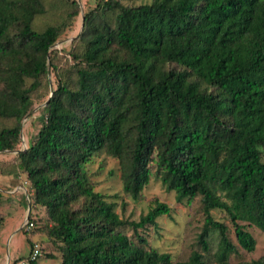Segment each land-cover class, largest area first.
Segmentation results:
<instances>
[{"label": "trees", "instance_id": "1", "mask_svg": "<svg viewBox=\"0 0 264 264\" xmlns=\"http://www.w3.org/2000/svg\"><path fill=\"white\" fill-rule=\"evenodd\" d=\"M51 4L0 0V154H13L0 174L24 177L28 250L38 231L59 264H230L218 211L253 252L246 227L264 234V0H92L67 51L53 46L78 4ZM34 102L38 128L21 149ZM100 153L117 162L132 200L150 166L176 203L196 200L197 249L172 259L148 246L142 232L169 212L157 200L136 222L121 220L88 173ZM38 249L12 264H36ZM235 264H264V252Z\"/></svg>", "mask_w": 264, "mask_h": 264}, {"label": "rangeland", "instance_id": "2", "mask_svg": "<svg viewBox=\"0 0 264 264\" xmlns=\"http://www.w3.org/2000/svg\"><path fill=\"white\" fill-rule=\"evenodd\" d=\"M121 3L131 5L137 0H119ZM53 6L57 0H49ZM79 14L73 25L59 37L53 49L68 50L71 40L79 33L81 28V14L92 6V0H76ZM53 11L52 9H50ZM56 16L48 13L42 18L43 21L54 19ZM50 83L52 81L51 76ZM40 106L34 102L31 118L21 122V138L19 147L22 149L29 143L38 128V122L34 118L38 116ZM13 154H0V163L8 162ZM264 161V155H263ZM154 166H150V177L143 188L139 198L132 200L121 189L120 173L117 162L105 157L103 153L96 155L88 166V173L93 181L95 192L105 196L106 201L114 204V211L121 220L136 222L138 217L145 214L154 200L165 204L169 208L168 215L160 216L155 221L154 227H148L142 234L147 239L148 246L158 252L168 253L172 259L185 258L192 250H196L195 236L201 226V216L197 210V202L187 204L185 201L176 203L173 192H166L159 178L154 174ZM24 177L18 178L3 176L0 174V264H12L16 260H25L28 250L27 234L20 231L25 216L30 212L26 198V185ZM20 187V190H17ZM36 227L40 226L44 219V210L40 209L33 213ZM211 216L215 221L224 222L228 229V238L235 246L236 252L230 255L229 263L248 262L259 258L264 252V234L253 227L246 230L255 240V249L251 253L242 251L235 243L233 229L226 216L218 211H212ZM120 231L131 236L130 228L123 227ZM30 240L40 247V257L36 264H59L58 252L42 233L33 231ZM216 242L214 235L210 238V247L213 250ZM49 256L51 258H49ZM21 263H24L23 261Z\"/></svg>", "mask_w": 264, "mask_h": 264}, {"label": "built area", "instance_id": "3", "mask_svg": "<svg viewBox=\"0 0 264 264\" xmlns=\"http://www.w3.org/2000/svg\"><path fill=\"white\" fill-rule=\"evenodd\" d=\"M22 149H24V148H22ZM26 219L24 220V222L22 224V227H24L25 231H29L32 228V223H28ZM38 256H39L38 245H37V243L32 242L31 247L29 249L28 260L27 261H29V260L32 261L35 258H37ZM27 261H23L24 263H21V264H27Z\"/></svg>", "mask_w": 264, "mask_h": 264}, {"label": "crops", "instance_id": "4", "mask_svg": "<svg viewBox=\"0 0 264 264\" xmlns=\"http://www.w3.org/2000/svg\"><path fill=\"white\" fill-rule=\"evenodd\" d=\"M17 190H20V187H17L16 191H17Z\"/></svg>", "mask_w": 264, "mask_h": 264}, {"label": "water", "instance_id": "5", "mask_svg": "<svg viewBox=\"0 0 264 264\" xmlns=\"http://www.w3.org/2000/svg\"><path fill=\"white\" fill-rule=\"evenodd\" d=\"M26 218H27V215L25 216V219H26ZM25 219H24V220H25ZM21 227H22V226H21Z\"/></svg>", "mask_w": 264, "mask_h": 264}]
</instances>
